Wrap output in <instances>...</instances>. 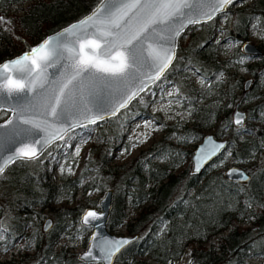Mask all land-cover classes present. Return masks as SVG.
Segmentation results:
<instances>
[{
	"label": "trees",
	"instance_id": "1",
	"mask_svg": "<svg viewBox=\"0 0 264 264\" xmlns=\"http://www.w3.org/2000/svg\"><path fill=\"white\" fill-rule=\"evenodd\" d=\"M22 1L0 0V16L11 21L0 25V61L33 47L49 32L87 12L98 0H31L21 8V14L10 11L11 4L20 5ZM256 15L259 19L264 18V0H251L245 7L231 10L230 23L224 27L226 34L244 40L247 24ZM213 28L214 19H211L200 23L194 35L189 29L187 40H182L184 33L178 37L175 57L164 72L165 77L177 85L183 104L191 105L195 122L190 133L212 126L215 119L220 118V127H230L227 146L232 147L233 158L240 162L258 159L244 166L249 174L246 181H229L220 170L211 168L209 165L220 155L200 173H192L188 166L175 170L187 151L160 139L126 163L111 169L104 167L110 158L109 151L125 144L122 137L130 115L124 119L116 114L97 122V143H91L81 170L73 179L85 178L81 196L85 199V191L89 189L112 188L109 230L124 222L125 201L131 206L147 202L132 221H125L126 233L138 236L116 256L117 264H145L139 255L169 264L188 244L194 264H256L246 263V258L254 254L264 256V127L247 121L241 127L231 125V108L227 102H234L243 95L234 94L233 86H227V100L222 105L220 97L216 103L196 104L195 99L201 91L193 84L188 72L193 68L203 78L211 79L228 63L217 55V44L211 39ZM260 47L263 55L245 63L254 79L264 72V46ZM144 103L135 98L124 109L130 110L131 114L136 111L141 116L150 115ZM254 107L263 114L259 118L264 120V97ZM4 115L5 112L0 111V118ZM219 131L217 129L214 134L218 136ZM241 131L251 136L243 135L237 139ZM160 153L168 154L164 163L151 159L152 155ZM39 159L16 162L0 181L3 240L25 236L26 242L33 246V250L24 253L20 260L12 258L0 261V264H82L76 258V252L59 240L61 235L68 233L69 219H78L82 205L53 209L51 226L46 231L39 228L41 210L50 207L56 193L71 184L64 174L60 175V183H56L47 162ZM240 222L247 224L240 226ZM29 223L32 227L27 232ZM77 225L75 233L88 230L79 221ZM224 230L226 232L208 246L201 244ZM86 241L87 235H84L82 243L85 245Z\"/></svg>",
	"mask_w": 264,
	"mask_h": 264
},
{
	"label": "snow or ice",
	"instance_id": "2",
	"mask_svg": "<svg viewBox=\"0 0 264 264\" xmlns=\"http://www.w3.org/2000/svg\"><path fill=\"white\" fill-rule=\"evenodd\" d=\"M234 2L100 0L80 21L20 56L0 63V111L11 113L0 124V175L18 161L37 159L53 141L63 140L76 127L69 123L70 116L78 113L89 124H95L127 107L148 90V83L161 79L169 68L175 55V38L184 27L207 22ZM10 23L0 16V25ZM145 66L153 70V75L146 76L141 71ZM50 68L55 69L51 79ZM132 84L136 85L135 91H129ZM114 85L120 86L115 92ZM4 105L11 107L4 109ZM244 120L243 113L233 114V124L242 126ZM55 124L68 127L54 128ZM208 142L213 147L205 153L204 163L226 150L225 142L218 143L208 136L197 149L196 158L205 152ZM237 171L230 169L229 175ZM98 219L99 215L89 210L83 214L82 223L88 225ZM131 242L121 238L97 247L107 264H112L115 255ZM84 255L95 259L91 251Z\"/></svg>",
	"mask_w": 264,
	"mask_h": 264
},
{
	"label": "rangeland",
	"instance_id": "3",
	"mask_svg": "<svg viewBox=\"0 0 264 264\" xmlns=\"http://www.w3.org/2000/svg\"><path fill=\"white\" fill-rule=\"evenodd\" d=\"M31 0H23L20 5L11 4L10 11L16 14H21L23 7H25ZM251 0H236L233 4L227 7V10L221 15L213 17L214 28L212 34V41L217 45V55L221 60H227L228 63L224 65L223 69L217 71L213 78H203L193 68H189L188 72L194 85H196L201 93L196 97L195 103L205 104L208 102L216 103L217 97L221 98L220 105L226 100L225 94L227 86H233L231 91L234 94L242 93L243 95L236 99L234 102H227V105L231 108L234 107L236 101L239 103V108L243 109L249 117L247 118L250 123L257 126L264 127L263 114L255 109L254 105L264 97V72L255 78L256 83L254 89L251 87L246 92L241 91V82L244 78L251 76L245 63L256 60L248 56L242 55L240 51V44L242 40L234 38L226 34L225 25L230 23V11L247 6ZM260 16H253L246 28L247 40L264 46V18L259 19ZM190 25L183 32L182 40L185 41L189 38L188 31L191 29L193 35L198 31L200 26ZM194 38V37H192ZM240 61H243L242 63ZM172 93V95H168ZM137 100L139 103H144L145 108L149 111L150 115L141 116L136 111L131 114L130 110L123 109L118 112L121 118H126V115H130L128 128L123 133L122 141L124 145L109 151L110 158L107 161V165L104 167H110L111 169L120 164L126 163L131 158L135 157L141 150L148 148V146L160 139L164 142H171L177 148H182L187 151L184 154L183 160L175 167V170L188 166L190 168L189 157L200 141L202 136L206 132H216L220 129L218 136L230 137V127H220L221 119H215L214 124L207 128H198L194 131L198 133H190L191 126L194 119L191 114V105H184L181 95L178 92L177 85L170 79L165 77V74L161 76V79L155 81L148 86V90L142 92ZM230 111V112H231ZM5 116V115H4ZM3 118V117H2ZM1 119V118H0ZM96 124H90L80 126L67 132L63 140H57L49 147L46 148L39 156L40 161H46L48 168L52 171L55 182L60 183L61 174H64L71 180V184L67 188H63L58 191L54 196L50 207L43 208L41 210L40 224L46 216H49L54 221L53 209L71 207L74 205H82V209L86 206L97 207V199L102 195L104 189L108 186H104L102 189L93 188L85 191V199L81 196V184L85 178H81L80 181H73L77 177L81 167L84 163V159L88 155V150L91 143H97V130L99 126ZM243 135L251 136V134L241 131L237 134V139L243 137ZM185 142L184 145H182ZM103 148L107 147L103 145ZM232 147L229 145L226 150H223L219 158L212 162L209 166L213 169L220 170L227 166L236 165L244 167L256 161L258 157H254L251 160L244 162L237 161L233 158L231 153ZM105 152V150H104ZM264 154V148L263 153ZM167 153H160L159 155H152L151 159L156 163H164L167 159ZM175 156V154H174ZM178 158V156H176ZM176 158V159H177ZM6 172L0 175V181L5 177ZM2 185V184H1ZM130 189V187H129ZM147 202H142L137 206H131L125 201V213L126 217L124 222L115 225L111 231L116 234H126L125 221H132L137 212L146 205ZM78 220V219H76ZM75 217L69 219L68 233L61 235L59 240L64 241L71 250L77 252L80 251L85 245L82 243L84 235H88L90 228L86 232L78 231L75 233L77 224ZM246 222H240V226H244ZM32 224L29 223L26 226V231L31 230ZM226 230L216 235H213L207 241L202 242L204 246H208L210 242H214L216 238L224 234ZM0 236L4 239V228L0 226ZM73 237V238H71ZM0 240V261H9L12 258L20 260L24 257V253H30L33 250L31 242H26L25 236L14 237L8 241ZM197 243L195 242L194 245ZM191 245L185 246L180 255L171 261V264H194L191 256ZM141 257V256H140ZM148 264H168L157 262L148 255L143 256ZM24 262H22L23 264ZM246 263H260L264 264V256L254 254L249 255L246 258ZM117 264V263H116Z\"/></svg>",
	"mask_w": 264,
	"mask_h": 264
},
{
	"label": "water",
	"instance_id": "4",
	"mask_svg": "<svg viewBox=\"0 0 264 264\" xmlns=\"http://www.w3.org/2000/svg\"><path fill=\"white\" fill-rule=\"evenodd\" d=\"M236 1V0H235ZM100 3V0H98L92 7L91 9H89L87 12H85L84 14H82L81 16H79L78 18L74 19V20H71L69 21L68 23L58 27L57 29L49 32L48 34H46L38 43H36L33 47L39 45L42 41H44L46 38L48 37H51V36H55L56 34H58L59 32H61L64 28H67L69 27L70 25L80 21L82 18H84L85 16H87L88 14H90L92 12V10L94 8H96ZM229 5H227L222 11L220 12H217L213 17L215 16H218V15H221L222 13H224L226 10H227V7ZM201 19L203 20L204 18L201 17ZM190 25H193V24H190ZM190 25H187L186 27L183 28V30L181 31L180 35L188 28V26ZM179 35V36H180ZM177 36L175 38V53H176V47H177V40H178V37ZM69 47H71V45H69ZM32 48V47H31ZM30 49V48H29ZM29 49L27 50H24L14 56H11V57H8V58H5L3 60L0 61V63H3L4 61H8V60H11L15 57H18L20 56L22 53H24L25 51H28ZM240 50L242 52V54L250 57V58H259L263 55V51L261 50L260 47L257 46V44L249 41V40H243L240 44ZM175 57V55H174ZM49 78L51 79V73H53L55 71V69H52L50 68L49 70ZM141 71L143 73L146 74V76H151L153 75V70L147 66L143 67L141 69ZM164 74V73H163ZM57 78H59L57 76ZM146 78V77H145ZM252 81V77L249 76V77H246L244 78L243 80V88H247L250 83ZM147 82V81H146ZM152 83H148V86L151 85ZM89 86V83L88 81L86 80L85 81V84H84V87L87 88ZM120 86L118 85H114L113 86V91L115 92L116 90H118ZM136 90V85L135 84H132L130 85L129 87V91H135ZM141 94V93H140ZM139 94V95H140ZM138 97V96H137ZM135 97V98H137ZM134 98V99H135ZM133 99V100H134ZM131 100L128 105L133 101ZM127 105V106H128ZM4 109H8L11 107V105H4L3 106ZM126 108V107H125ZM124 109V108H123ZM122 109H120L119 111H121ZM116 112V114H118V112ZM240 112V113H243L245 115V120H244V123L246 121H248V115L247 113L243 110V109H240L239 108V104L236 103L235 104V107L231 113V116H230V123L232 126L234 127H241V126H237L235 124L232 123V117H233V114L235 112ZM93 114H95V110L93 111ZM115 114V115H116ZM11 115V113H7L5 114V116L3 118L0 119V124L4 123V121L6 119L9 118V116ZM115 115H111V114H108L105 116V118H108V117H112V116H115ZM38 119H42V117H39ZM99 121H102V120H99ZM97 121V122H99ZM69 123L71 124H75L76 127L75 128H78L82 125H90L87 121V119H85V117L83 115H80V114H74L72 116L69 117ZM243 123V124H244ZM243 126V125H242ZM54 128H58V127H65L67 128L68 127V124H63V125H60V124H55L53 125ZM73 128V129H75ZM71 129V130H73ZM69 132V131H68ZM54 134V133H53ZM208 136H212L213 137V140L218 142V143H221V142H225L226 143V147L228 145V138L224 137L223 135L221 136H216L213 132H206L202 138L200 139V141L196 144V146L194 147V149L192 150L191 154H190V157H189V162H190V171L192 173H200L209 163H211V161L213 159H215L218 155H220L222 153H219L217 156L213 157L211 160H209L207 163H204V160H205V153H209L210 150L212 149L213 145H212V142H208V147L205 149V152H202L199 156V158H196V153H197V149L200 148L201 145H203L205 143V139L206 137ZM57 140L53 141L52 143H50L49 145H47L45 147L44 150H46L47 147H49L51 144H53L54 142H56ZM43 150V151H44ZM42 154V153H41ZM40 154V155H41ZM39 155V156H40ZM200 165H203L202 167H200ZM199 167L200 170L199 171H196V168ZM230 169H236L238 170L235 174L233 175H229V170ZM223 177L229 181H246L249 179V174L248 172L244 169V167H239V166H236V165H231V166H227L225 167L224 169H222L221 171ZM243 177H247V179H244ZM112 194H113V190L112 188L108 187L106 189H104V191L102 192V195L97 199V207H93V206H86L82 209V211L79 213V217H78V221L81 225L83 226H86L88 228H90V232L89 234L87 235V241H86V244L85 246L80 250V251H77L76 252V258L82 263V264H88V263H99V264H107V261H105L103 258H102V253L100 251V248L97 247V245H103L105 241H110V240H118V239H121V238H128L130 239L131 241L135 240L137 238V234L134 233V234H116V233H113L111 230L108 229L107 227V221H108V217H109V211H110V208H111V202H112ZM94 211L96 212L98 215H99V219L96 220V221H92L91 223H89L88 225H85L82 223V216L83 214L86 212V211ZM52 224V219L49 217V216H46L42 223H41V230L42 231H46ZM95 237V239L93 238ZM128 245V244H127ZM125 245V246H127ZM124 246V247H125ZM123 247V248H124ZM122 248V249H123ZM121 249V250H122ZM120 250V251H121ZM91 251L92 252V256L95 257V259H93L92 257H85V253L86 252H89ZM114 259V258H113ZM113 262V260H112Z\"/></svg>",
	"mask_w": 264,
	"mask_h": 264
},
{
	"label": "flooded vegetation",
	"instance_id": "5",
	"mask_svg": "<svg viewBox=\"0 0 264 264\" xmlns=\"http://www.w3.org/2000/svg\"><path fill=\"white\" fill-rule=\"evenodd\" d=\"M213 19V18H212ZM209 21V20H208ZM202 23H205V22H202ZM192 26H194V25H192ZM195 26H200V23L199 24H195ZM247 28V27H246ZM244 40H247V36H246V38L244 39ZM256 44V43H255ZM257 46L258 47H260L261 45L260 44H257ZM261 48V47H260ZM262 50V49H261ZM241 51V50H240ZM241 54H242V52H241ZM242 55H244V54H242ZM246 56V55H245ZM195 70V69H194ZM196 71V70H195ZM197 72V71H196ZM198 73V72H197ZM199 74V73H198ZM252 77V76H251ZM244 80V79H243ZM243 80H242V82H241V91L244 93V92H246L248 89H250L251 87L254 89V82L256 83V80L252 77V81H251V83H250V85L247 87V88H243ZM236 103H238V101H236L235 102V104ZM235 104H234V107H235ZM239 104V103H238ZM234 107H233V109H234ZM233 109H232V111H233ZM232 111L230 112V116H231V113H232ZM120 253V252H119ZM119 253H117L116 255H115V257H114V259H113V262H112V264H116V262H115V258H116V256L119 254ZM139 256H141V255H139ZM143 256H145V255H142L141 257H142V259H144V257ZM150 257V256H149ZM153 259V258H152ZM144 262H145V264H148V263H146V260L144 259ZM158 262V261H157ZM95 264H99V263H95Z\"/></svg>",
	"mask_w": 264,
	"mask_h": 264
}]
</instances>
